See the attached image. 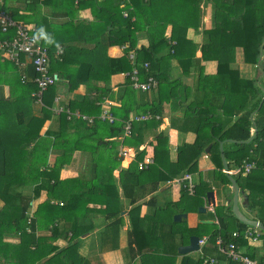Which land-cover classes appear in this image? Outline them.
<instances>
[{"label":"trees","instance_id":"16d2710c","mask_svg":"<svg viewBox=\"0 0 264 264\" xmlns=\"http://www.w3.org/2000/svg\"><path fill=\"white\" fill-rule=\"evenodd\" d=\"M15 1L27 3L26 14L29 17H19L20 8L12 5ZM26 1L2 0L0 8L6 7V11L14 18L18 17L25 21L32 19L37 29L43 26L51 37L52 42L48 45L50 72H56L58 77L56 82L43 92L42 115L48 117L52 112L49 107H52V101L61 84L67 85L70 90L80 83L92 80L103 82L102 86L87 84L85 94L80 99L68 103L71 111L78 109L81 113H97L100 107L95 103L103 97L112 98L119 105L110 107V112L115 116L111 123L94 119L89 125L80 118L73 116L68 119L66 113H61L57 117L64 123L67 121L69 125L63 126L53 138L45 137L36 141L34 151L26 153L24 145L38 137V131L45 120L44 117L34 118L31 110L24 111L26 106L33 104L32 92L37 89L36 83L32 80L28 82V77L22 83L19 78L17 86L20 90L15 98L9 102L0 99V151L6 152L0 153V264H92L79 252L81 242H77L79 235H84L94 228L92 222L76 232L74 240L68 241L62 247V244L58 243L59 237L54 223L47 227L49 235H36V229L38 231L42 225L38 223L37 216L45 214L40 208V203L36 207L31 205L32 200L39 198L43 190L47 191L46 201L50 199L57 185L62 183L63 180L59 179L60 171L69 164L70 155L75 149L88 156L89 164L87 167V162H83L78 175L67 179L70 187H66V192L70 201L65 200L62 208L68 203L70 207L72 202L83 205L78 215L81 221L86 220L91 212L102 215L105 220L106 217L110 218L105 226L110 224L109 239L113 238L117 242L123 222V216L120 215L122 196L128 200L131 207L124 252L131 264H134L137 257L141 264H202L199 257L195 260L190 253L180 255L179 262L176 258L179 255L178 245L187 244L191 235H207L208 242L203 247V253L210 254L209 256L216 258L220 264L233 262L228 261L218 250L215 244L218 236L221 238L222 246L226 247L228 243L235 242L244 250V255L254 259L255 248L248 245L244 238L235 239L231 235L232 231H241L247 225L235 218L230 203L226 205L218 202L214 206L218 227L209 231H206L209 224L203 223L196 227H187L184 224L180 228L181 221H174L173 215L180 212H198V208L205 203L206 193L211 191L212 187L229 188L228 175L222 170L220 140L230 141L229 146L223 148L228 167H241L243 162L255 161L256 166L246 175L232 176L238 188L247 197V207L259 206L264 212V184L262 186L257 182H247L258 176L264 177V169L261 168L264 163V88L261 82H257V78H242L234 66L235 53L239 48L243 61L257 64L260 72L264 73V0H223L222 3L219 0H127L124 3L130 6V9L127 7L126 17L121 15L123 8L121 0H80L77 4L74 0H30L29 3ZM206 2H210L214 10L222 9L229 16L239 18L242 26L230 33H224L214 27L212 17V27L202 31L205 40L198 46L187 38V31L189 28L198 30V22L202 16L200 5ZM42 5L68 9L72 7L74 11L89 7L93 18L74 19L73 16L67 15L62 25L55 26L43 12H40V16L30 13V6L36 13ZM54 14L52 11L51 15ZM168 25H171L169 41L165 36ZM73 31L78 34L70 35ZM138 32L145 33L147 45L137 46ZM0 33L1 39H10L13 36V29L8 32L0 30ZM41 38L43 41L44 38ZM172 40L175 42L173 45L170 44ZM72 41L81 45L78 47L72 44ZM58 44L63 45V51L56 56L55 48ZM111 46H125L123 54L111 57L107 53ZM71 47L79 49L72 51ZM197 50H200L199 59L195 57ZM131 51L134 52L132 59L129 58ZM210 58L217 59V72L205 75L199 71V80L195 87L202 93L201 99L190 101L183 116L170 119V126L176 127L179 131L194 132L198 141L182 144L172 160L168 135L162 130L153 131L161 122L155 117L149 121H133L131 132L123 136V139L118 138L122 135L123 126L129 120L131 112H135V115L146 112L160 115L164 108L163 103L171 99L180 100L179 90L182 87L184 98L188 97L189 88L178 79L170 81L168 67L164 63L171 64L175 61L184 72H188L190 67H196L200 61ZM67 62L79 64V69L68 76L58 69V66H61L59 63L65 66ZM144 63L148 64L147 68H144ZM134 67L139 70V80L144 81L151 75L158 81V98L151 104L146 103L147 92L140 91L138 93L141 96L136 95V90L131 87L129 75L126 76L124 86H120L116 91L111 90V75L123 71L131 74ZM25 73L31 78L35 76L34 66L28 65ZM61 77H68L67 81ZM180 102L183 105L185 100L181 98ZM254 111V115L251 116ZM25 117H29L30 120ZM175 120H181V126H176ZM15 123L17 131H20L23 123L31 127L24 140L9 139L10 134L17 137V131L13 130ZM254 126L257 128L256 134L247 141ZM69 127L74 130L76 136L70 137L65 133L69 131ZM100 127L107 131L106 135L97 133ZM153 135L155 141L153 162L146 168L139 169L138 162L142 161L145 155V151L139 150V146L145 143L147 137ZM210 142L208 156L216 169L213 170L208 182L203 178L204 174L199 169L198 162ZM120 145L134 147L136 156L128 167H120L118 176L115 177L112 171L120 164L116 159ZM51 150L55 153L52 161L48 155ZM9 151L11 153H7ZM98 153H114V156L111 164L97 175L90 171L96 168L97 164H102L98 161L100 160ZM32 158L35 159L37 172L29 174V169H23V164L30 163ZM107 168L108 178L105 173ZM186 171L196 174L193 194H189L186 188L181 186L177 201L169 200L165 205H159L156 193L160 184L173 177L182 176ZM36 178L38 183L32 189V195L23 194L20 189L26 185L27 179ZM86 188L90 189L88 193L84 190ZM149 194L146 205L153 212L141 216L140 207L135 202L137 197H146ZM187 197L192 198L191 204L189 207L182 206L183 200ZM93 202L104 203L105 206L97 204L90 207ZM7 209H10L9 213ZM29 218L32 219L28 223ZM262 222L264 224V221ZM26 228L31 231L26 232ZM195 230H201V233ZM261 231L264 240V231ZM6 235L18 238L15 242L9 243L5 239ZM208 243L212 244L210 248ZM60 246L62 250L58 251ZM259 263L264 264V260Z\"/></svg>","mask_w":264,"mask_h":264},{"label":"crops","instance_id":"0c3cea01","mask_svg":"<svg viewBox=\"0 0 264 264\" xmlns=\"http://www.w3.org/2000/svg\"><path fill=\"white\" fill-rule=\"evenodd\" d=\"M219 1L221 2L223 0H219ZM26 2L29 3L30 0H27ZM121 2H122V0H121ZM1 3H2V0H0V5H1ZM12 3H14V2H12ZM15 3H17L18 5L22 4V3H18L17 1H15ZM15 3L12 4L13 7L15 6ZM8 5H10V4H8ZM122 6H123V8L121 10V15H122V17H126L123 14V12L126 11L128 14V9H130V6L129 7L126 6V4L123 2H122ZM15 7H18V6H15ZM50 7L51 6L48 7V6L42 5L41 9H42L43 14H46L48 17V20L51 23L55 24V26L62 25L64 23L63 20L67 19V15H70L71 17L73 16L74 19L91 20L93 18L92 13H91V9L89 7L77 9L76 11H74L72 7L70 9H68L66 7L65 8H62V7L61 8H56V7L50 8ZM127 7H128V9H127ZM4 8H0V9L4 10L7 14H9V12L6 11V7H4ZM19 8H20V11L22 10L25 12V9L23 10L22 7H19ZM200 8L202 9V16L198 22L199 23L198 28H197L198 30H195L194 28H189L187 31V38L191 39L192 42L196 43L198 46L203 44L204 40H205L203 37L202 31L204 29H209L210 27H212V17H214V27L218 28L220 31H222L224 33H230L236 29L241 28V26H242V22L239 18L229 16L222 9H215L214 10L213 5H211L210 2L202 3L200 5ZM237 10H239V9H237ZM52 11L55 12L54 15H51ZM26 13H28V10L26 11ZM60 13H62V14L60 15ZM153 14H156V13H153ZM10 16L14 18V16H12V15H10ZM14 19L17 21L23 22L26 25H30V26L34 27L38 33L37 26H36L35 22L32 21V19H30L29 21H25V20H23L21 18H17V17H15ZM170 29H171V25H168L166 28V31H165V36L168 39V41L170 39V37H169ZM14 34L15 33L13 30V36L10 39H12L14 37ZM77 34H78L77 32L73 31L70 35L76 36ZM1 38H2V34L0 33V40H2ZM3 39H5V38H3ZM39 39H40V43L44 47H46V49L48 51V57L50 58V51L48 49V45H50L49 44L50 42L47 43L44 39L42 41L41 36H39ZM50 39H51V37H50ZM63 39H65V37H63ZM137 39H138V41H137L138 47L141 45H147V43H148L147 37L145 36L144 32H138L137 33ZM71 43L76 44L78 47H79V45H81L75 41H72ZM174 43L175 42L173 40L170 41L171 45H173ZM62 46L63 45H61V44H58L56 46V48H55V55L56 56H58L59 54L62 53V51H63ZM78 49L79 48L71 47L72 51H76ZM123 49H124L123 46H111L108 48L107 53L111 57H119L123 54ZM59 50H61V51H59ZM195 57L199 59L200 50L196 51ZM19 60L21 63H16L14 60L10 59L3 51L0 50V99L4 100L6 102H9L13 98H15L16 94L20 90V88L17 86V81L19 78H20L21 82L23 83L27 80V77L29 79L28 82H31V80L36 76V72H35V76H33L32 78L29 77V75L27 73H25V70L28 67V65H30V64L33 65L29 55L24 54V53H20L19 54ZM260 60H261V58H260ZM49 63H50V59H49ZM59 65H61V66H58V69L62 70L63 74L66 73L65 74L66 76H68L69 73H75L79 69V64L77 62H67L65 66H63L62 63H59ZM164 65L166 67H168V74H169V80L170 81L178 79L180 83L184 84L185 87L189 88V90H188L189 95L187 98H184L185 97L184 88L182 87L179 90L180 91V97L182 98V100H185L184 104L183 105L180 104L181 98H180V100L171 99L169 102L163 103L164 108H163L162 114H160V115H158V114L153 115L150 112L140 113V114L135 115V112H131L129 119H134L137 116H148L147 119L140 118V119L134 120L137 122L138 121H149V120L153 119V117H155L156 119H159L161 121L160 125L157 128H153V131L157 132V131L162 130L168 135V140H169V145H170L169 151L171 153V159L173 160L176 156V151H177L178 147H180L184 143H194V142L198 141V138H196V134L192 131H187V132L179 131L176 127L170 126V119L172 117L174 118L176 116H183L185 113L184 112L185 107L188 106L190 101H196L198 99H201L200 95L202 93H199L195 87L196 82H198V80H199V78H198L199 71H201V73H203L205 75L215 74L217 72V59L210 58L209 60L200 61V63H198L196 65V67H190L188 72H184L183 69L181 68V66L178 63H176L175 61H173L171 64L170 63H164ZM234 66L236 67V69L239 72V75L242 78H245V79L257 78V81L259 83L263 82L264 73L260 72L257 64L245 63L242 59V55H241L239 48L236 50V53H235ZM199 67H201L200 70H199ZM34 71H35V69H34ZM26 74L28 76H26ZM54 74L58 77L56 72H54ZM60 74L62 75V73H60ZM23 75H25L26 80H24ZM126 76H127L126 71L118 72V73L111 75V77H110L111 90L116 91L120 88V86H122V85L124 86V84L127 80ZM61 78H62V80L67 81L68 77H66V78L61 77ZM130 80H131V78H130ZM87 84L102 86L103 82L99 81V80H92V81H88L85 83H80L75 88H72L70 90H68L67 85L61 84L58 87L59 89H57L56 94L54 96V99L52 101V107H49L52 112L50 113V115L48 117H46L45 115H42V112H41V105H43L42 98H41V103L36 102V100L34 98L33 104L31 106H26L24 108V111H27V112L31 110L34 113V115H33L34 118L36 116L39 117V119H41V117L45 118L41 128L38 131V137L33 139L32 142H29L27 145L26 144L24 145V147H23L24 152L29 153L28 151H31V150L34 151L36 141L42 140L45 137L46 138L47 137L53 138V136L55 134L60 132V129H62L63 126L66 127L67 125H69V123L67 121H66V123H64L57 117L61 113H66V118H68V119L70 117H73V116L80 118L81 120L85 121L89 125L91 123H93L94 119L103 120V121H106L107 123H111L113 121L115 116L112 115V113L110 112V107L114 106V105L118 106L119 103L116 102L115 100H113L112 98H109V97H103L101 100L96 101L95 104L100 107V109H99L100 111H98L97 113L96 112L81 113L78 111V109H75L74 111H71L69 109L68 103L70 101L75 100V99L76 100L80 99V97L85 94ZM157 86H158V83H157ZM157 86L155 88L151 89L150 91H142V92H147V95H146V103L147 104H151L154 100H157V98H158V87ZM131 87L136 90V95L139 96L140 93H138V92H140L141 90H139L134 85L132 80H131ZM104 110L109 111V114L111 115V118H112L111 121L107 117L106 118L102 117V113ZM254 113H255V111L252 112L251 116H253ZM38 114H40L42 116H40ZM187 114H188V112H187ZM83 115H85L88 118H92L93 119L92 122H89L87 119L82 118ZM25 118L26 119L28 118V120H30L29 117H25ZM10 122H12V119L10 120ZM181 122H182L181 120H175V125L181 126ZM16 126H17V123H15V125L13 127L14 131H17ZM21 127L22 128L20 129V131L19 130L17 131V137L10 134L11 138H9V139L11 141H13V140L14 141L24 140L25 136L28 135L31 127L29 125H27L26 123H23V125ZM69 128H70L69 131H67L65 133H68L70 137L76 136L74 130L71 127H69ZM97 131H98L97 133L101 134V135H106V132H107L103 127H100L99 129H97ZM256 131H257V128L254 126L251 130V136L247 141H250L255 136ZM123 136H125L124 135V126H123V133L118 138L123 139L122 138ZM153 142H155L154 141V135L151 137H147L145 140V143L139 146V150H144L145 153H154V148H153L154 143ZM220 142H222V148H225L226 147L225 144L226 143L228 144V142H230V141L229 140H220L219 144H220ZM208 145L210 148L211 142ZM121 148L130 149L131 151L134 152V154L136 156V149L134 147H130L127 145H120L119 151ZM209 148L207 151L206 150L204 151V154L201 155L199 162H198V165H199V169H201L204 176L207 173H209V175H210L209 179H210L212 176L213 170L216 169V167L211 162V160L209 159V156H208ZM219 149H220V145H219ZM220 153H221V151H220ZM49 155H50L49 160L52 161L55 158L54 151L51 150ZM205 155H207V156H205ZM70 156L71 157H70L69 164L67 166H64L60 171L59 179H61L63 181H61L62 183L57 185L56 190L53 189L54 191H53V194L50 196V199L48 198V200L46 201L47 191L43 190V191H41L39 198H37L36 203H34L35 207L37 204L41 203L42 201H44L45 205L48 204L46 207V211L44 212L45 216H37L38 217V223L40 222V223H42V225L39 227L38 231L36 229V235L37 234H39V235L48 234L49 231H47L41 227L47 228L48 225H52L55 222V218L57 217L58 211L60 209H62L63 205L65 204L64 201L67 200V198L69 197V195H67V192H66V187H70L69 183L67 182V179H69L70 177L77 176L79 173V170L82 169V163L83 162L86 163L88 160L87 159L88 156L83 154V152L79 149H75ZM113 156H114V153H101V155L99 154L100 160H98V161L102 162V164H97V167L92 168V170L90 172L95 173L97 175L100 174L102 171H104V169L108 165L111 164L112 161L110 159H112ZM116 156L118 157L116 159L119 161L120 164L117 166V168H114L112 171V174L115 177L118 176L120 167H122V168L128 167V165L132 162L131 161L130 163H127L126 160H122L121 157L119 156V152L116 153ZM134 159H135V157H134ZM104 160H105V162H103ZM249 162H252V163L254 162L253 164H255V161H249ZM70 166H72L73 169L69 168ZM255 166H256V164H255ZM228 168L231 171L235 170V167H233V166L228 167ZM261 168L264 169V163L261 165ZM105 173H106V177L108 178V168L106 169ZM185 174H190V181L195 188L196 174H194L192 172L186 171L182 176L173 177L171 179L183 178ZM171 179H169V180H171ZM209 179L205 178V180L208 182H209ZM168 181L160 184L159 189H158L156 194L160 199V198H162L161 197L162 194L165 192V196H167V195L171 196L172 199H170V200L177 201L180 197V194H179L180 187L184 186L187 183V181L183 180L182 183H174V184H172V182H168ZM32 182H35V180H30L28 183H32ZM194 188H193V191H194ZM221 190H223V188H221ZM89 191H90V189L86 190L85 192L88 193ZM212 191H214L216 204L218 202L219 203H225L226 205H227V203H230V202H227L228 197H231L229 195L230 194L232 195L230 188L227 187L226 192L224 194H223V192H221L220 195H217L215 187H212ZM150 194L146 197H137L136 196L137 200H136L135 204L139 205V207H140L139 213L141 216H143L144 214L148 215L149 213L153 212V210L148 208V206L146 205V200H148V197L150 196ZM189 194H191V193H189ZM246 194H248V193L246 192ZM158 200H157V202H158ZM59 201L63 202V204L60 205ZM122 201L124 203H121L122 204V206H121L122 210L120 211V215L123 216V222L120 226L117 242L113 238L109 239L110 238L109 237L110 236V233H109L110 224H108V226H105V224L109 222L110 218L106 217L107 220H105L103 218V216L99 215V214H97L94 217V219L92 220L94 228L90 232L85 233L82 236L81 244L79 245V252L82 255L86 256L87 258L91 257L90 262L92 264H131V262H129L128 260H125L126 253L124 252L125 247L127 245V229H128L129 210H130L131 204L129 203L128 200H125L123 196H122L121 202ZM238 201H243L241 195H239ZM93 203H94V205H97L96 202H93ZM205 203H206V199H205ZM158 204H159V202H158ZM246 204L247 203L242 204V205L245 208H248ZM127 205H129L128 208L123 207V206H127ZM239 207L241 208V211L243 212V208L240 206V204H239ZM206 212H211L215 216L214 209L213 208L210 209L209 207H207V210L205 212H198V213H206ZM30 214H31V212L29 211L28 212L29 217L31 216ZM246 216L251 218V219L258 220L260 222L264 221V218H253V217H250L249 215H246ZM198 217L199 216L196 215L195 212L191 211V212L186 213L185 219L187 220L188 226L189 227H196L200 223V220H211L212 222L210 224L218 225L216 216H215V222L212 219L203 218V217L198 218ZM31 219L32 218H29L27 220L28 223L30 222ZM262 224H263V222H262ZM25 230H26V232L31 231V229H29V228H26ZM107 232H108V235H107ZM261 235H262V233H261ZM11 237H12V240H16L18 238V236H12V235H11ZM58 243L62 244V245L64 244L63 241L62 242L60 241ZM133 247H135V245H133ZM254 254H255L254 259H256L258 261H261L262 259L264 260V256L262 255V248H260V247H259V249L255 248ZM176 258L178 259V262H179L180 254L178 256H176ZM127 259H128V256H127ZM134 260H135L134 264H141L139 257L135 258Z\"/></svg>","mask_w":264,"mask_h":264},{"label":"built area","instance_id":"2783aa9c","mask_svg":"<svg viewBox=\"0 0 264 264\" xmlns=\"http://www.w3.org/2000/svg\"><path fill=\"white\" fill-rule=\"evenodd\" d=\"M80 0H74L75 3H78ZM122 2H127V0H122ZM123 14L127 16V12L124 11ZM13 29L15 31L14 37L12 39H2L0 40V50L3 51L10 59L14 60L16 63H21L19 60V54L24 53L30 56L31 61L33 63L36 76L32 79L33 82L36 83V90L32 92V96L35 98L36 102L41 103V98L43 92L47 89V87L53 84L57 76L54 73L50 72V63L48 57V51L46 47H44L40 43L39 34L36 29L30 25H26L23 22L17 21L13 19L9 14H7L4 10L0 9V30L2 32H8V30ZM125 48V46H123ZM61 51V50H59ZM134 57V52L131 51L129 53V58ZM144 68H147L148 64H143ZM134 85L141 91H150L151 89L157 86V79L153 76L148 75L147 79L144 81L139 80V70L134 67L132 73H127ZM24 80L26 79L25 75ZM102 117L108 118L110 121L112 120L111 115L108 110H104L102 113ZM82 118L87 119L89 122H92V118H88L85 115ZM147 119L148 116H137L134 119H129L124 124V135H127L131 132L132 122L137 119ZM119 156L122 160H126L127 163H130L134 160L135 154L133 151L127 148H121L119 151ZM207 156V155H205ZM153 162V158L150 154H145L143 156L142 161L138 162V168H146L150 163ZM254 163V162H253ZM252 162H243L240 168H236L235 170H228L229 173L237 172L243 168L245 173H249L254 167L255 164ZM185 180L187 183L184 185L189 193H193V184L190 181V174H185L183 178H174L168 182L174 183H182ZM212 209V206H209ZM213 211V210H212ZM261 229L254 226H246L242 228L241 231L234 230L232 231L233 238H244L249 243H258L261 242L262 255L264 256V240L261 235ZM208 242V236L203 235L198 239V257L202 260V264H220V262L209 255L203 254V247ZM222 241L220 236H218L215 240V244L218 247V250L222 252L225 258L228 261H232L233 264H260L258 260L252 259L243 254V249L239 247L235 242H230L226 247L221 245Z\"/></svg>","mask_w":264,"mask_h":264},{"label":"rangeland","instance_id":"374dc122","mask_svg":"<svg viewBox=\"0 0 264 264\" xmlns=\"http://www.w3.org/2000/svg\"><path fill=\"white\" fill-rule=\"evenodd\" d=\"M18 3H22V4H17V3H15V6H18V7H22L23 8V10L25 9V12L24 11H20V13H19V17H25V18H27V17H29V15L28 14H26V11L28 10L26 7V4H25V2H22V1H19ZM26 6V7H25ZM25 7V8H24ZM30 8V13H32V14H37V15H39L40 16V12L42 13V9H41V6L39 7V9H38V11L35 13L33 10H32V8H31V6L29 7ZM22 14H25V15H22ZM18 18V17H17ZM24 20V19H23ZM261 78V77H260ZM260 80V79H259ZM258 82V81H257ZM263 82H264V80H263ZM263 82H261V85L264 87V83ZM259 83V82H258ZM225 146L227 147V146H229L227 143L225 144ZM0 153H6V152H2V151H0ZM7 153H11L10 151L9 152H7ZM100 155H101V153H99ZM48 155H49V153H48ZM221 156V155H220ZM111 160V159H110ZM34 161H35V159H33L32 158V160L30 161V163H24L23 164V169H25V168H28L29 169V174H33V173H35V172H37V166H36V164H34ZM73 162V161H72ZM103 162H105V160L103 161ZM88 164H89V162L87 161V163H86V166L88 167ZM28 166V167H27ZM69 168H72L73 169V167L72 166H70ZM209 173H207L203 178L205 179H209ZM30 180L29 179H27V183H26V185L24 186V187H22L20 190L22 191V193L23 194H26V195H32V189L35 187V183H38V180H37V178L35 179V182H32V183H28ZM247 182H253V183H255V182H257V183H260V184H262V186H263V184H264V177L263 178H261L260 176H258V177H256V178H254V179H252V180H249V181H247ZM223 188V190H221V189H219V188ZM220 187H217L216 188V193H217V195H220L221 194V192H223V194L226 192V190H227V188H225V187H223V186H220ZM219 189V190H218ZM84 190H89L88 188H86V189H84ZM231 190V189H230ZM162 196H164V197H162V198H160L159 200H158V202H159V205H165V202L166 201H169L170 199H172L171 198V196H169V195H167V196H165V192L162 194ZM71 197V196H70ZM36 200H37V198H34L33 200H32V203H31V205H32V207H34L35 205H34V203H36ZM68 201H70L69 199H67ZM191 200H192V198L191 197H187V198H185L184 200H183V205L182 206H186V207H189V204H191ZM124 201V200H123ZM122 201V203H124ZM98 205H103V206H105V204L104 203H97ZM239 204H240V206L243 208V212L246 214V215H249L250 217H253V218H264V212H263V210L259 207V206H255L254 208H250V207H248V208H245L243 205H242V201H239ZM47 205L48 204H46L45 205V203H44V201H42L41 203H40V208H41V210H42V212H45L46 211V207H47ZM69 205V203L67 204V206L65 207V208H62V209H60L59 211H58V213H57V217L55 218V222H54V225H55V227H57V230H56V234H57V236L59 237V239H58V242H64V244L63 245H61L62 247H64V245H66V243L68 242V241H73L74 240V235H75V233L76 232H78V231H80V230H82V228L84 227V226H88V225H90L91 224V222H92V220L94 219V217L97 215L95 212H91L89 215H88V218L86 219V220H80V218L78 217V215H79V212H80V210H81V208L83 207V205H80L79 203H76V202H72L71 203V206L69 207L68 206ZM95 206L94 205V203H91V205H90V207L91 206ZM128 206L129 205H127V206H123V207H126V208H128ZM241 209V208H240ZM10 212V209H7V213H9ZM195 212V211H194ZM196 213V215H198L199 217L198 218H208V219H212L214 222H215V216H214V214L213 213H211V212H206V213H198V212H195ZM186 218V217H185ZM185 218H183L184 219V221H183V219L181 220V223H180V228L181 227H183V225L185 224L187 227H189L188 226V223H187V220L185 219ZM214 227H218V225H216V224H209V225H207V227H206V231H209V230H212V229H214ZM41 228H44V227H41ZM47 229V231H49L48 230V228H46ZM196 232L197 231H199V233H201V230H195ZM50 234V231L48 232V234L47 235H49ZM107 235H108V232H107ZM82 236L83 235H79V238H77V242H81V240H82ZM6 241L7 242H9V243H13V240H12V237H6ZM211 245L212 244H210V243H208V247L210 248L211 247ZM249 245L252 247V248H256V249H259V247L261 248V242H258V243H255V244H253V243H249ZM60 246V248L58 249V251H61L62 250V247ZM190 256H193L192 258L193 259H197V257H198V251H194V252H191L190 254H189ZM210 255V254H209ZM90 261H91V257H89L88 258ZM125 260H128L126 257H125ZM171 261H172V259H170V263H171ZM135 262V261H134ZM133 262V263H134Z\"/></svg>","mask_w":264,"mask_h":264},{"label":"water","instance_id":"95a60500","mask_svg":"<svg viewBox=\"0 0 264 264\" xmlns=\"http://www.w3.org/2000/svg\"><path fill=\"white\" fill-rule=\"evenodd\" d=\"M219 145H220V151H221L220 155H221L223 169L227 170V162H226L225 155L223 153L222 142H220ZM208 148H209V145L206 147L205 150L207 151ZM228 179H229V182L231 184L232 195L230 198L227 199V202H230L231 211L234 214L235 218L239 222H241L245 225L258 227L259 229L264 230V225L262 224V222L247 217L241 211V209L239 207V203H238L239 202L238 201L239 195H241V197L243 199L242 204L246 203L247 197L243 194L242 191L240 192V190L237 186L236 180L234 179V177L232 175L228 174ZM207 205H212V206L216 205L214 191H212V190L208 191L206 193V203L198 208V212H205L207 210V207H206ZM185 217H186V213L180 212V213H176L173 216V220L174 221H180L182 218H185ZM211 222H212L211 220H200V223H203V224H210ZM198 239H199L198 235H191L189 237L187 244L178 246V248H177L178 254L184 255V254H189L191 252L196 251L199 248Z\"/></svg>","mask_w":264,"mask_h":264},{"label":"clouds","instance_id":"9594fccd","mask_svg":"<svg viewBox=\"0 0 264 264\" xmlns=\"http://www.w3.org/2000/svg\"><path fill=\"white\" fill-rule=\"evenodd\" d=\"M38 34L41 36V37H43L44 39H45V41L46 42H52L51 41V39H50V37L48 36V34H47V32H46V30H45V28L43 27V26H41L39 29H38ZM145 154H150L151 156H152V158H154L153 157V153H145ZM238 169V168H240V167H235V169ZM224 170V169H223ZM228 170H230L229 168H228V165H227V170H224L223 172L224 173H226L227 175L228 174H230V175H233V174H241V175H246L247 173H245V174H243V172H244V170L242 169H240L239 171H237V172H231V173H229L228 172ZM172 180V179H171ZM170 181V180H169ZM229 188L231 189V184H229ZM240 190V189H239ZM241 191V190H240ZM244 194V193H243ZM245 195V194H244ZM246 196V195H245ZM59 204L60 205H62L63 204V202H61V201H59ZM204 205V204H203ZM217 205V204H216ZM209 206H212V205H207L206 207H209ZM215 206V205H214ZM214 206H212V208L214 209ZM6 237H11V235H6ZM201 236H199V238H200ZM6 239V238H5ZM17 240V239H16ZM16 240H13V242H15ZM199 246V245H198ZM198 250V249H197ZM196 250V251H197Z\"/></svg>","mask_w":264,"mask_h":264}]
</instances>
